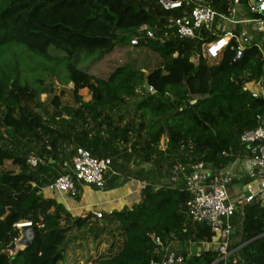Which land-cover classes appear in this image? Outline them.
I'll list each match as a JSON object with an SVG mask.
<instances>
[{"label":"trees","instance_id":"obj_1","mask_svg":"<svg viewBox=\"0 0 264 264\" xmlns=\"http://www.w3.org/2000/svg\"><path fill=\"white\" fill-rule=\"evenodd\" d=\"M202 1L219 11L228 6ZM169 13L159 0H0V264H65L72 231L80 234L76 248L90 239L95 249L105 244L91 264H151L164 253L153 236L165 245L211 239L208 227L187 216L184 177L199 163L220 170L245 155L240 136L264 127V98L242 88L263 79L264 62L253 45L240 61L201 57L196 65L193 40L136 34L143 24L164 30ZM130 100L134 112L124 109ZM67 143L72 155L84 148L110 158L114 173L138 177L140 201L102 219L74 218L40 196L36 182L51 186L69 171ZM30 156L43 164L30 167ZM233 222L243 264H264V208L246 204ZM24 223L35 240L13 253ZM216 258L206 251L185 264Z\"/></svg>","mask_w":264,"mask_h":264},{"label":"built area","instance_id":"obj_2","mask_svg":"<svg viewBox=\"0 0 264 264\" xmlns=\"http://www.w3.org/2000/svg\"><path fill=\"white\" fill-rule=\"evenodd\" d=\"M227 1L226 10L219 11L202 0H159L170 12L165 29L158 33L143 24L135 32L150 39L178 37L193 40L196 49L190 61L196 65L201 57L211 64L220 63L227 55L233 62L240 61L253 45L264 62V0ZM130 43L136 45L137 36H133ZM242 90L253 98H264V77L258 83L245 84ZM148 92L154 94L155 90L150 87ZM240 142L246 153L227 168L215 170L199 163L184 177L190 196L186 202L187 216L191 222L208 227L211 239L165 245L159 236H153V244L161 247L164 253L151 264H185L191 256H200L206 251L217 253V258L210 264H243L240 257L243 245H238L236 237L240 225L233 219L238 209L246 204L256 203L264 208V127L245 131ZM27 162L32 168L43 164L36 156H30ZM64 165L69 171L59 175L51 186L71 197L78 196L80 185L104 189L105 176L111 171L110 158L98 159L84 148H76ZM179 171H182L180 165L175 167L174 173ZM93 215L97 219L104 217L101 212Z\"/></svg>","mask_w":264,"mask_h":264},{"label":"crops","instance_id":"obj_3","mask_svg":"<svg viewBox=\"0 0 264 264\" xmlns=\"http://www.w3.org/2000/svg\"><path fill=\"white\" fill-rule=\"evenodd\" d=\"M104 189H98L92 185H80L79 194L71 197L66 193L55 190L52 186L42 185L40 181L34 184L36 192L46 199H54L57 203L62 204L66 210L74 217H84L88 214L93 215L95 212H101L104 215L115 211H121L125 208H132L141 199V190L145 183L138 177L129 176L125 178L119 173L109 171L105 176ZM165 182V181H164ZM166 183V182H165ZM239 187V186H238ZM235 191L233 190V193ZM94 216V215H93ZM84 243V242H83ZM83 243L81 247L83 246ZM76 243L73 244V249ZM106 246L103 244L97 250L98 254L105 251ZM90 252L88 257L83 256L81 264H91L88 260L96 256L95 251ZM72 253L75 254L73 251ZM68 255L69 264H75L77 259ZM80 257V256H77ZM81 258V257H80ZM81 260V259H79ZM66 264V261H65Z\"/></svg>","mask_w":264,"mask_h":264},{"label":"rangeland","instance_id":"obj_4","mask_svg":"<svg viewBox=\"0 0 264 264\" xmlns=\"http://www.w3.org/2000/svg\"><path fill=\"white\" fill-rule=\"evenodd\" d=\"M116 57H117V59H119L121 57V54L118 53L116 55ZM152 58L153 57L149 56L147 60L152 59ZM23 62L27 63L26 65L29 64V61H27V62L23 61ZM26 65L23 64L22 66L25 67ZM50 79H51V81H53V83L55 84L56 88L60 87L56 73H54V75H52L50 77ZM69 87H72V85L70 84ZM80 94H81V96L83 97V99L85 101H88L91 98L89 92L86 89L81 90ZM43 98H45V96H43ZM135 101L136 100L128 101V103L125 105L124 109L128 110L129 112H134V110H135L134 109ZM78 235H80L78 231H72L71 234L69 235L70 241L68 242V250H67V252H68V255L70 254V256H73L72 258H74V260H75V257L80 256L81 257V261H83V256L84 257H88L90 255L91 251L93 253V250L95 249L96 241H94L92 239H90L88 241H84L83 247L81 249H79V248H74L73 249V244L76 243L78 241V239H79ZM73 251L75 252V254L72 253ZM95 254L96 255L98 254L97 250L95 251ZM66 264H69L68 259L66 260ZM70 264H72V263H70Z\"/></svg>","mask_w":264,"mask_h":264},{"label":"water","instance_id":"obj_5","mask_svg":"<svg viewBox=\"0 0 264 264\" xmlns=\"http://www.w3.org/2000/svg\"><path fill=\"white\" fill-rule=\"evenodd\" d=\"M160 33V31H158ZM145 88L148 90L150 88L149 81H146ZM65 154L67 159L70 160L72 157L71 146L67 143L65 147ZM19 238L14 242L13 253H17L25 248L29 247L35 240V231L31 224L19 225Z\"/></svg>","mask_w":264,"mask_h":264}]
</instances>
